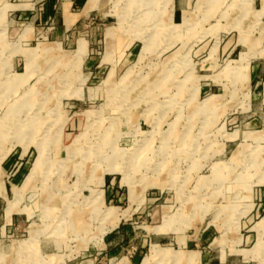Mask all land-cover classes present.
<instances>
[{
  "label": "rangeland",
  "instance_id": "obj_1",
  "mask_svg": "<svg viewBox=\"0 0 264 264\" xmlns=\"http://www.w3.org/2000/svg\"><path fill=\"white\" fill-rule=\"evenodd\" d=\"M70 1L0 0V264H264V0Z\"/></svg>",
  "mask_w": 264,
  "mask_h": 264
},
{
  "label": "crops",
  "instance_id": "obj_2",
  "mask_svg": "<svg viewBox=\"0 0 264 264\" xmlns=\"http://www.w3.org/2000/svg\"><path fill=\"white\" fill-rule=\"evenodd\" d=\"M8 1H10V0H8ZM13 1H15V0H13ZM51 1L54 2L51 4H53L54 6L57 7V11H55V16L59 17V20H61L62 24H64L63 16L66 14L69 16H72L71 13L69 12L71 9V6H72L71 1L65 0L63 2H58V0H50V2ZM172 1L173 2H171V0H169V3H171V7H170L171 21L173 22V29H179V28H175L174 25H179V24H181L182 26L184 25L185 20H184V18H182L184 11L182 10L183 8L179 6V3L176 2L177 0H172ZM25 6L26 5H16L17 8H24ZM179 20H181V22H179Z\"/></svg>",
  "mask_w": 264,
  "mask_h": 264
}]
</instances>
